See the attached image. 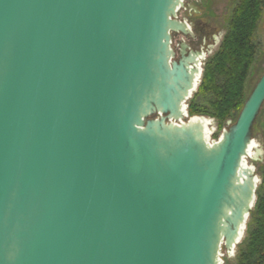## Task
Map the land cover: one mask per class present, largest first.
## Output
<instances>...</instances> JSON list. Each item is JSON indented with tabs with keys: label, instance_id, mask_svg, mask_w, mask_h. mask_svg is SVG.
Segmentation results:
<instances>
[{
	"label": "water",
	"instance_id": "obj_1",
	"mask_svg": "<svg viewBox=\"0 0 264 264\" xmlns=\"http://www.w3.org/2000/svg\"><path fill=\"white\" fill-rule=\"evenodd\" d=\"M183 0H0V264H222L259 178L264 72L215 140L188 114Z\"/></svg>",
	"mask_w": 264,
	"mask_h": 264
},
{
	"label": "trees",
	"instance_id": "obj_2",
	"mask_svg": "<svg viewBox=\"0 0 264 264\" xmlns=\"http://www.w3.org/2000/svg\"><path fill=\"white\" fill-rule=\"evenodd\" d=\"M263 4L264 0H238L219 48L204 67L196 92L198 96H211L209 106L189 104L190 116L210 113L222 120L230 110L243 105L244 83L255 56L253 35ZM256 191L248 234L244 247L238 251V264H264V167Z\"/></svg>",
	"mask_w": 264,
	"mask_h": 264
},
{
	"label": "rangeland",
	"instance_id": "obj_3",
	"mask_svg": "<svg viewBox=\"0 0 264 264\" xmlns=\"http://www.w3.org/2000/svg\"><path fill=\"white\" fill-rule=\"evenodd\" d=\"M186 1V0H185ZM238 0H198L194 5L199 9L198 15H189L182 11H178V18L179 19H186L187 21H196L198 18L205 20L210 25H219L222 27L217 32V36H220L219 43L216 45V47L212 50L205 49V58L202 60V72L199 79L198 86L196 90L191 94L190 98L187 100V105L194 103L199 107H208L209 102L211 100L210 95H196L197 89L201 83L202 77H203V71L206 63L209 62V60L213 57V55L216 53L217 49L219 48V45L227 31L228 23L231 17V13L237 4ZM197 17L195 19V17ZM196 36L191 38H185V41L190 45L192 49H200L202 47L201 43V36L200 34L195 30ZM183 35L180 34H174L173 35V45L176 47V42L182 38ZM185 37V36H184ZM183 37V38H184ZM253 42L255 45V56L254 61L252 63V66L250 67L248 76L244 83L243 88V101L247 98L249 93L251 92L253 86L261 76V74L264 72V4L262 6L261 15L260 18L256 24L255 32L253 35ZM242 107V106H241ZM240 108L238 109H232L228 112L225 118L222 120H219L217 117L211 115L210 113H204V114H197L207 117L211 120V126L214 128L213 132L210 134V138L215 140L219 137L221 131L223 129H226L231 123L234 122L236 116L238 115ZM189 114V113H188ZM263 121H264V103L260 109L259 115L257 116L253 129H252V138L255 148H253L252 155L245 159L246 163L248 165H252L255 169V173L259 178L257 189L260 186L261 183V174L262 169L264 167V129H263ZM257 195V191H256ZM256 200V199H255ZM255 204V202H254ZM254 210V205L251 209V211ZM251 216H248L246 229L244 231V235L240 242L236 245L234 253L229 257L226 256L225 253L222 256V264H238V251L244 247L245 239L248 234V224L250 223ZM244 241V243H243Z\"/></svg>",
	"mask_w": 264,
	"mask_h": 264
},
{
	"label": "flooded vegetation",
	"instance_id": "obj_4",
	"mask_svg": "<svg viewBox=\"0 0 264 264\" xmlns=\"http://www.w3.org/2000/svg\"><path fill=\"white\" fill-rule=\"evenodd\" d=\"M184 1V8H181L179 10H182L184 12H186L189 17L191 15H198L199 9L194 5V3H196L198 0H183ZM178 10V11H179ZM194 16V17H195ZM197 17H195L196 19ZM185 20L188 24H190L191 26V31L193 33V37L190 36H185L183 35L182 38H180L179 41L176 42V47L174 46V49L176 51V57L178 58V52H179V46L178 44H181L182 42H184L185 44L188 45V50H193V51H202V53L204 54V58H205V49H209L212 50L216 47V45H218L219 43V39L220 36H217V32L222 29V27H220L219 25H210L208 24L205 20H202L200 18H198L196 21H187L186 19H182ZM195 30L200 34L201 36V43H202V47L198 50L196 49H192L190 47V45L185 41V38H191L193 39L196 36V32ZM182 35V34H180Z\"/></svg>",
	"mask_w": 264,
	"mask_h": 264
},
{
	"label": "bare ground",
	"instance_id": "obj_5",
	"mask_svg": "<svg viewBox=\"0 0 264 264\" xmlns=\"http://www.w3.org/2000/svg\"><path fill=\"white\" fill-rule=\"evenodd\" d=\"M208 128H209L208 130L212 133L214 128L212 126H211V128L210 127H208ZM253 148H255L254 143H252V145L249 148V155L250 156L252 155Z\"/></svg>",
	"mask_w": 264,
	"mask_h": 264
}]
</instances>
